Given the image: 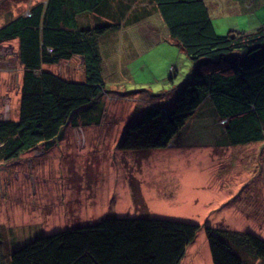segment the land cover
Here are the masks:
<instances>
[{
    "label": "trees",
    "instance_id": "obj_1",
    "mask_svg": "<svg viewBox=\"0 0 264 264\" xmlns=\"http://www.w3.org/2000/svg\"><path fill=\"white\" fill-rule=\"evenodd\" d=\"M169 38L193 61L188 78L173 91L150 93L123 124L117 148L149 150L172 144L192 115L209 101L216 120H225L222 143L264 139V20L252 28L215 31L204 0H151ZM104 0L35 2L0 25V44L17 40L22 65L17 116L0 117V161L43 145L53 147L69 125L104 120L105 78L99 40L120 27L119 20H81L101 12ZM264 7V6H263ZM81 57L83 76L73 79L43 67ZM139 107V108H138ZM199 224L149 215H111L94 223L40 233L17 246L9 264H178ZM213 264H264V239L206 225ZM247 253L251 259L243 255Z\"/></svg>",
    "mask_w": 264,
    "mask_h": 264
},
{
    "label": "rangeland",
    "instance_id": "obj_2",
    "mask_svg": "<svg viewBox=\"0 0 264 264\" xmlns=\"http://www.w3.org/2000/svg\"><path fill=\"white\" fill-rule=\"evenodd\" d=\"M34 1L0 0V25L26 12ZM260 10L264 14V7ZM222 20L215 19L218 34L228 31ZM163 26L157 10H151L150 17L127 30L131 41L122 31L100 38L106 91L100 99L105 115L99 125L68 124L49 150L39 145L15 159L0 161V264H9L10 251L37 234L94 223L107 214L192 221L191 208L199 212L194 222L200 226L178 264H213L206 225L250 231L264 239V140L220 149L208 144L213 150H200L207 145L201 141L218 136L225 121L216 120L209 101L191 116L168 148H117L119 132L135 104L141 108L156 100L147 92H164L166 103L173 104L174 87L191 73L193 61L178 45L166 40L147 44L164 35ZM151 29V39L142 41L139 35ZM16 51V39L0 44L3 118L17 116L22 65ZM43 67L67 78L83 76L81 57ZM204 170L210 176L204 184V172L198 183L196 176ZM209 179L213 181L208 183ZM190 189L195 195L188 199ZM205 190L211 192L210 198L201 201L198 198ZM194 199L197 208L191 206ZM201 250L205 255L199 256Z\"/></svg>",
    "mask_w": 264,
    "mask_h": 264
},
{
    "label": "crops",
    "instance_id": "obj_3",
    "mask_svg": "<svg viewBox=\"0 0 264 264\" xmlns=\"http://www.w3.org/2000/svg\"><path fill=\"white\" fill-rule=\"evenodd\" d=\"M38 1H45V0H36L33 3L38 2ZM204 1L209 9L211 21L213 23L214 28H216V23H215L216 18H218L219 20L223 19L221 21L222 26H225L228 29H236V30L241 29V28H244V29L252 28L264 20V14L260 10L264 6V0H204ZM100 10L102 11L101 12H88V13L83 14L81 16L82 17L81 20L83 22L91 23V24L98 22V21H105V20L117 21L119 20L120 27L112 31H115V32L122 31V36L126 35V37H128V39L131 41L132 35L127 30L133 27L136 21L141 20L142 18L150 17L151 10H157V9L155 7V4L151 0H104V3L101 5ZM84 16L85 18H83ZM153 29L155 30L156 28H153ZM163 29H164L163 36L159 35L157 39L155 37V41L148 42L147 44L153 43V42H156L155 44H157L161 40H166L167 42L173 45H177L169 38V34H168V31L165 25L163 26ZM151 33H152V29L150 31L148 30V32L146 33L140 34L139 38L142 39V41L150 40ZM111 35L113 37L115 36L114 33H111ZM221 136H222V131L219 132L218 136L214 135L210 139L208 138L206 141H201L202 143L207 144V145L203 146V148H201L200 150L206 149L209 151V149L211 150H213V148L220 149L219 147L226 146V144L221 142L222 141ZM204 137L205 135H201V138H204ZM208 144L211 145L213 148L210 147ZM238 145H245V144H238ZM231 146H235V145H231ZM168 147L152 149V150L159 151V150L166 149ZM204 172L205 170L202 173H199L198 176H196V181L198 183L202 182L204 178V175H203ZM209 176H210V173L206 171L204 184H205V180H207ZM211 181H213V179H209L208 183ZM209 187H210L209 189H213L212 186H209ZM218 188H216V190ZM191 189L188 192V199L193 198V196L195 195V192H193ZM210 194H211L210 191L205 190V194L203 195L201 194V196L198 199L203 201L205 200V197L210 198L209 196ZM196 204L197 203H195V199H194L191 202V206L197 208ZM204 204H205V201L203 202V207H204ZM178 207L179 206L177 205L176 208ZM198 213L199 212H196V211L193 212L191 208L192 215H189V216L193 217L192 221H194L197 218V216H200L198 215ZM204 213H205V210L202 209L201 215L203 216ZM191 248H189V250ZM203 255L205 254H202V250H201L199 252V256H203ZM206 255L208 254L206 253Z\"/></svg>",
    "mask_w": 264,
    "mask_h": 264
}]
</instances>
